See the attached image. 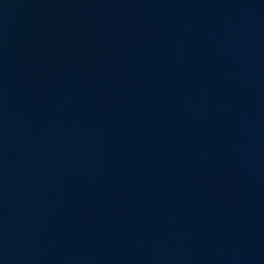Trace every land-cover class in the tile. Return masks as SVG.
Here are the masks:
<instances>
[{"label":"water","instance_id":"95a60500","mask_svg":"<svg viewBox=\"0 0 264 264\" xmlns=\"http://www.w3.org/2000/svg\"><path fill=\"white\" fill-rule=\"evenodd\" d=\"M0 264H264V0H0Z\"/></svg>","mask_w":264,"mask_h":264}]
</instances>
